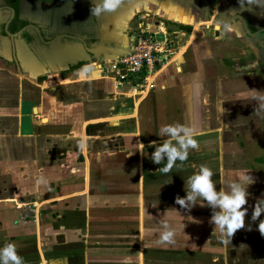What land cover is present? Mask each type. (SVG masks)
I'll use <instances>...</instances> for the list:
<instances>
[{"label": "crops", "instance_id": "1", "mask_svg": "<svg viewBox=\"0 0 264 264\" xmlns=\"http://www.w3.org/2000/svg\"><path fill=\"white\" fill-rule=\"evenodd\" d=\"M18 5L27 27L9 38L0 31V182L13 186L12 195L0 197V247L14 243L26 264H123L125 257L132 264H174L183 246L184 264H228L227 244L211 235L212 209L173 203V195L185 197L191 174H158L163 164L152 162L149 145L162 143L163 124H194L202 153L190 151L184 164L202 159L219 191L237 161L231 149L261 143L264 113H254L250 90L264 91V79L247 69L238 27L218 31L219 25L208 35L201 26L216 15L208 0H124L100 18L91 15L92 0ZM223 5L264 26V9H242L238 0ZM161 20L169 32L185 34L178 36L180 49L146 92L128 95L113 67L125 44L122 30L127 26L129 38L139 23ZM251 216L240 242L250 237L253 245L240 248L245 259L237 261L261 264L264 236ZM164 222L177 229L174 245L158 243ZM196 239L204 240L200 248L191 245Z\"/></svg>", "mask_w": 264, "mask_h": 264}, {"label": "clouds", "instance_id": "2", "mask_svg": "<svg viewBox=\"0 0 264 264\" xmlns=\"http://www.w3.org/2000/svg\"><path fill=\"white\" fill-rule=\"evenodd\" d=\"M242 9L255 5L264 9V0H238ZM124 4V0H92L90 12L92 17L100 18L104 14L116 13ZM227 27V26H226ZM254 93L251 97L256 102L255 114L264 113V91L250 90ZM196 127L194 124L171 123L159 127L158 136L162 143L157 145L153 141L149 147L155 149L151 154V160L157 165L163 174L171 172L177 162L182 166L189 157L190 151H198L199 141L196 138ZM141 144V143H140ZM144 145L141 144L143 150ZM142 153V151H141ZM216 174L207 165L202 164L199 170L185 180L186 196L176 197L175 203L182 208L191 209L199 204L212 209L210 223L219 230L221 242L231 243L233 236L242 229H245V218L248 213V191L247 187L253 184L254 178L249 174L242 176L235 181H222L217 191V183L213 177ZM202 201V203H197ZM264 214V199H258L254 205L251 219L257 221ZM162 233L158 243L162 245H174L176 243V227L167 222L162 223ZM185 227V226H184ZM251 231V227H248ZM258 231L264 236V220H260ZM0 264H26L24 258L18 253L14 243H6L0 247ZM123 264H132L131 257H125Z\"/></svg>", "mask_w": 264, "mask_h": 264}, {"label": "built area", "instance_id": "3", "mask_svg": "<svg viewBox=\"0 0 264 264\" xmlns=\"http://www.w3.org/2000/svg\"><path fill=\"white\" fill-rule=\"evenodd\" d=\"M179 34L185 35L179 30L169 32L164 20L153 25L139 23L131 28L129 52L113 62L117 86H127L133 95L146 92L153 85L155 75L180 49Z\"/></svg>", "mask_w": 264, "mask_h": 264}, {"label": "rangeland", "instance_id": "4", "mask_svg": "<svg viewBox=\"0 0 264 264\" xmlns=\"http://www.w3.org/2000/svg\"><path fill=\"white\" fill-rule=\"evenodd\" d=\"M10 1H12L14 3L15 0H8V2H10ZM134 24H135V22H134ZM166 27L168 29H170V27H171L170 23H166ZM206 32H207L208 35L211 36V32H212L211 29L210 30H206ZM224 62H226V63H224L223 65L225 67H227L228 70H229V66L230 65L228 63L230 62V57L228 58V60H226ZM93 77L94 78H99V76L98 77L97 76L96 77L93 76ZM262 77L260 76L259 78L264 79V77L263 78ZM261 83H263V82H261ZM128 95H130V91L128 92ZM73 99L77 100V98H73ZM78 100H81V97H79ZM256 130H260V129L257 128ZM251 132H255V130H253ZM262 133L264 135V130L262 131ZM260 138L261 137L259 136L258 139H260ZM120 142H121V138H118L113 143V145L117 146V145L120 144ZM237 148L231 149V153L230 154L233 153L234 154V156H233L234 160H237L238 162L237 161H233V162H231L230 165H228V174H227V176L231 179V181H235V180H238L239 178H241L242 176L249 174L250 176H252L254 178V181L257 182V184H255L256 186H252L251 189H247L248 193H249L248 203H250V206H251V207L248 208V213L252 215V211H253V208H254V205H255L256 201L258 199H264V196L260 197V196L264 195V164L258 162L259 158H264V137L262 136L261 143H257L256 145H252V144H248L245 141V142H242V144H240V146H239L240 149L238 148V150H237ZM200 153H202V152L194 151L195 157L197 155H199ZM241 162H243V163H241ZM202 164H203L202 159L195 158L194 160L192 159V161L190 163H188V164L186 163V165L183 164L181 166V165L178 164L176 166V168L174 170L172 169L171 172L168 173V174L173 176V174L179 173V171H180V172H183L180 175L181 176L183 175L182 177H185L188 174L187 171H189V173L192 175L194 172L199 170V166L202 165ZM187 165L188 166L192 165L193 167L188 168ZM158 174H163V173L160 172ZM226 181H228V179H226ZM258 181H260V183H258ZM12 189H13V186L11 184L5 185L3 182H0V197L1 196H6V195H9V194L12 195V193H13ZM184 196H186V195H184ZM176 197H177V195L176 196L175 195L172 196V198L174 199L173 203H175ZM181 197L184 198L183 195ZM251 202H253V203H251ZM36 206L37 205H35V206L32 205L31 208L32 209H36ZM176 206H179V205L176 204ZM194 207H196V205L193 206L190 210L195 209ZM31 208L27 207L26 209L28 211H31L32 210ZM199 208L205 209L207 207H205V206L201 207L200 206ZM260 220H264V214H262L261 217L258 219L257 225H259ZM212 234L214 235V237H217L218 242L221 241V238H220L221 235H220L219 230H213L211 235ZM236 234H237L236 237L234 235L233 238H232V240L233 239L234 240L231 241V243H227V246H226V249H225V251L228 253V255L227 256L225 255L223 260L226 261L228 259V264H243L242 262H238L237 261V256H240L241 258L245 259L244 255L240 251V248L241 249L242 248L243 249H247L248 247L251 248L252 245H253V241H252L253 239H251L250 237H248V240H243L245 242H242V243L240 242V240H241V237H240L241 231L240 230ZM193 237H194V235H193ZM260 237L261 236H256L255 238L257 240H261ZM202 238H204V237H202ZM203 243H204V240L203 241H199V240L196 239L194 241V243L191 240V245L193 247H196V248H200ZM202 248L204 249V247H202ZM212 249L216 250V248H214V247H212ZM250 250H252V249H250ZM246 254H247V252H246ZM186 261L188 262V260H186ZM205 263H207V262L198 260L196 263H190V261H189L188 264H205ZM251 263L254 264L253 262H250L249 264H251ZM244 264H247V263H244ZM261 264H264V260H263V263H261Z\"/></svg>", "mask_w": 264, "mask_h": 264}, {"label": "flooded vegetation", "instance_id": "5", "mask_svg": "<svg viewBox=\"0 0 264 264\" xmlns=\"http://www.w3.org/2000/svg\"><path fill=\"white\" fill-rule=\"evenodd\" d=\"M211 7H213L212 12H215L217 14V10L219 6H223V1L227 0H208ZM19 2L20 0H15L14 3L12 1L8 2V0H0V15L2 17V20H0V31L3 35L7 36L9 38V35H15L17 31L24 30L29 20L27 19V16L25 17L22 15L19 11ZM225 9V8H224ZM226 15L231 18L236 15H241L245 18L247 27L250 33H248L245 30L244 24L241 20L236 19L233 23L225 24L222 23L221 28L218 29V31H221V29L227 30L228 27L236 28L238 27L239 33H237V41L238 44H240L241 47H244L245 51L247 52V57L243 58L245 61H248L249 65L247 66V69L251 70L252 72H255L259 75V77H264V26H255V23H253L252 20H250L248 17H245V14L242 12L238 13H229L225 10ZM212 15V14H211ZM213 17H216V15ZM255 22V21H254ZM165 23V21H164ZM259 25L260 23L257 22ZM209 26L204 27L201 26L204 30H215V24L212 22V20L209 21ZM227 26V27H226ZM235 26V27H234ZM25 30L24 32H26ZM216 31V30H215ZM23 32V33H24ZM15 39V38H14ZM258 52L263 53L259 57ZM262 77V78H263ZM247 208L251 206H246ZM186 246H183L179 251L178 254V260L175 259L174 264H184V260H181L183 258L179 257L181 254L184 253ZM185 264H188V262H185Z\"/></svg>", "mask_w": 264, "mask_h": 264}, {"label": "water", "instance_id": "6", "mask_svg": "<svg viewBox=\"0 0 264 264\" xmlns=\"http://www.w3.org/2000/svg\"><path fill=\"white\" fill-rule=\"evenodd\" d=\"M236 19H239L242 21V23L244 24V27H245V30L249 32L248 30V27H247V23H246V20L243 16L241 15H236V16H233L231 18H229L226 13H225V9L223 8V6H219L218 10H217V14H216V17H214V19H212V22L215 24V26L218 28V26L222 23H225V24H229V23H233ZM126 27H124V29L122 30L123 31V34L125 35V44L123 45V47L120 49L119 52H117L115 55H114V60L118 57V56H122V55H125L129 52L130 50V40L129 38H127V34H126ZM130 32V30H129ZM100 44L99 46L102 45L103 41H104V31H103V28H101V31H100ZM95 50V51H94ZM92 51V53H95L96 52V49H94ZM96 74L93 73V76H95ZM99 75V73H98ZM96 77V76H95Z\"/></svg>", "mask_w": 264, "mask_h": 264}, {"label": "trees", "instance_id": "7", "mask_svg": "<svg viewBox=\"0 0 264 264\" xmlns=\"http://www.w3.org/2000/svg\"><path fill=\"white\" fill-rule=\"evenodd\" d=\"M55 79H56V77H55ZM44 80H45V79H44ZM45 81H46V80H45ZM258 162L264 164V158H259V159H258Z\"/></svg>", "mask_w": 264, "mask_h": 264}, {"label": "bare ground", "instance_id": "8", "mask_svg": "<svg viewBox=\"0 0 264 264\" xmlns=\"http://www.w3.org/2000/svg\"><path fill=\"white\" fill-rule=\"evenodd\" d=\"M130 95H131V93H130Z\"/></svg>", "mask_w": 264, "mask_h": 264}]
</instances>
